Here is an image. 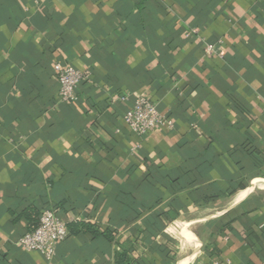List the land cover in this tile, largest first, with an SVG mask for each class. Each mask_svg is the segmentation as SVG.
<instances>
[{
  "label": "crops",
  "instance_id": "obj_1",
  "mask_svg": "<svg viewBox=\"0 0 264 264\" xmlns=\"http://www.w3.org/2000/svg\"><path fill=\"white\" fill-rule=\"evenodd\" d=\"M55 63L88 73L75 104L58 98ZM138 97L172 130L132 133ZM43 210L113 238L74 230L46 262L18 243ZM122 252L264 264V0H0V264Z\"/></svg>",
  "mask_w": 264,
  "mask_h": 264
},
{
  "label": "built area",
  "instance_id": "obj_2",
  "mask_svg": "<svg viewBox=\"0 0 264 264\" xmlns=\"http://www.w3.org/2000/svg\"><path fill=\"white\" fill-rule=\"evenodd\" d=\"M222 41L204 43L206 55H217L221 52ZM53 72L58 84V98L65 104H75L78 101V88L88 73L82 72L69 64L55 63ZM127 99V98H126ZM123 121L126 127L139 137H146L153 129L170 131L172 121L158 111L156 104L145 97L132 100L126 110ZM67 223L60 219L52 210H43L40 213L38 225L22 236L18 243L27 253H38L46 262L54 259L56 247L69 237ZM210 264H220L211 262Z\"/></svg>",
  "mask_w": 264,
  "mask_h": 264
},
{
  "label": "trees",
  "instance_id": "obj_3",
  "mask_svg": "<svg viewBox=\"0 0 264 264\" xmlns=\"http://www.w3.org/2000/svg\"><path fill=\"white\" fill-rule=\"evenodd\" d=\"M38 225V224H37ZM67 228L69 230L70 235L75 234L74 230L84 231L88 233L92 237H103L106 240H110L113 238V233L110 230L100 231L98 227L89 223H68ZM131 260L125 252L116 253L114 255L113 264H130Z\"/></svg>",
  "mask_w": 264,
  "mask_h": 264
},
{
  "label": "rangeland",
  "instance_id": "obj_4",
  "mask_svg": "<svg viewBox=\"0 0 264 264\" xmlns=\"http://www.w3.org/2000/svg\"><path fill=\"white\" fill-rule=\"evenodd\" d=\"M180 225V224H179ZM188 223H186L185 224V226L183 225V223H181V225H180V235H181V240L184 238V236H185V231H186V229L188 228ZM183 226H184V228H185V230H184V228H183ZM197 247H198V242H197V240H196V238H195V247H194V249H193V256L197 253ZM184 254V247L183 246H181V243L180 242H178L177 243V245L175 246V248H174V255L175 256H173V258L175 259V257L176 258H181L182 257V255Z\"/></svg>",
  "mask_w": 264,
  "mask_h": 264
},
{
  "label": "bare ground",
  "instance_id": "obj_5",
  "mask_svg": "<svg viewBox=\"0 0 264 264\" xmlns=\"http://www.w3.org/2000/svg\"><path fill=\"white\" fill-rule=\"evenodd\" d=\"M243 194V193H242ZM211 214V213H210ZM215 214V213H214ZM207 216V215H206ZM209 218V217H208ZM199 220V219H198ZM184 243H186V244H189V246H190V243H192V248H194L195 247V237L190 233V231L187 229L186 230V233H185V237H184ZM185 246V245H184ZM184 252H185V250H184ZM185 254V253H184ZM187 258V257H186ZM189 258H187V259H183V261H181V262H179V264H186V262H187V260H188Z\"/></svg>",
  "mask_w": 264,
  "mask_h": 264
}]
</instances>
